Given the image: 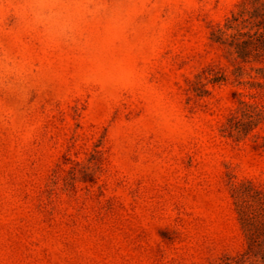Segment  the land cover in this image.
Instances as JSON below:
<instances>
[{"label": "rangeland", "instance_id": "obj_1", "mask_svg": "<svg viewBox=\"0 0 264 264\" xmlns=\"http://www.w3.org/2000/svg\"><path fill=\"white\" fill-rule=\"evenodd\" d=\"M261 41L264 0H0V264H264Z\"/></svg>", "mask_w": 264, "mask_h": 264}, {"label": "trees", "instance_id": "obj_2", "mask_svg": "<svg viewBox=\"0 0 264 264\" xmlns=\"http://www.w3.org/2000/svg\"><path fill=\"white\" fill-rule=\"evenodd\" d=\"M263 42L261 41V44H260V46H259V49H258V52L260 53V54H263L264 55V43L262 44ZM237 52H238V55L239 56H245V55H247L248 53L246 52V50H245V52H243V50H242V48H238V46H237Z\"/></svg>", "mask_w": 264, "mask_h": 264}]
</instances>
